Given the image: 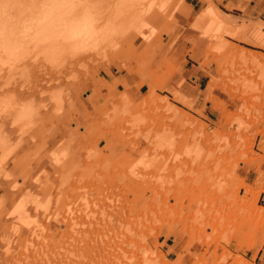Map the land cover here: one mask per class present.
Returning a JSON list of instances; mask_svg holds the SVG:
<instances>
[{"label": "rangeland", "instance_id": "1", "mask_svg": "<svg viewBox=\"0 0 264 264\" xmlns=\"http://www.w3.org/2000/svg\"><path fill=\"white\" fill-rule=\"evenodd\" d=\"M123 5L113 51L0 70L43 109L0 129V264H264V0Z\"/></svg>", "mask_w": 264, "mask_h": 264}, {"label": "clouds", "instance_id": "2", "mask_svg": "<svg viewBox=\"0 0 264 264\" xmlns=\"http://www.w3.org/2000/svg\"><path fill=\"white\" fill-rule=\"evenodd\" d=\"M123 0L104 20L101 0H0V70H14L36 57L53 71L79 57L115 49L117 38L139 29L125 18ZM0 83V126L35 127L42 118L40 102Z\"/></svg>", "mask_w": 264, "mask_h": 264}, {"label": "crops", "instance_id": "3", "mask_svg": "<svg viewBox=\"0 0 264 264\" xmlns=\"http://www.w3.org/2000/svg\"><path fill=\"white\" fill-rule=\"evenodd\" d=\"M153 57V55H152ZM194 69H183L182 75L192 77L190 82H192V85L196 87V89L201 90L204 89L207 86L208 83V76L207 74L199 70L198 66H194ZM188 73V74H187ZM109 78V80L107 79ZM107 78H105L106 83H110L111 87L116 92H123L125 91V85L130 84L131 79L130 76L127 75V73L117 72L116 70L113 71V74L109 75L107 74ZM144 85V84H143ZM138 86L137 92L142 94L144 86ZM148 91V90H147ZM146 91V92H147ZM210 115H213V113H209Z\"/></svg>", "mask_w": 264, "mask_h": 264}, {"label": "bare ground", "instance_id": "4", "mask_svg": "<svg viewBox=\"0 0 264 264\" xmlns=\"http://www.w3.org/2000/svg\"><path fill=\"white\" fill-rule=\"evenodd\" d=\"M225 24V23H224ZM224 27V26H223ZM242 50V49H241ZM241 52V51H240ZM248 54V53H247ZM44 70V69H43ZM40 71V70H39ZM57 73V72H56ZM67 76V75H66ZM35 77V76H34ZM49 77V76H48ZM38 78H39V75H38ZM37 78V79H38ZM34 80L36 79V78H33ZM40 79V78H39ZM43 80H44V78H43ZM36 82H37V80H35ZM19 83V82H18ZM35 83V82H34ZM38 83V82H37ZM36 83V84H37ZM39 85V84H38ZM37 85V86H38ZM40 86V85H39ZM27 87V86H26ZM36 89H38L37 87H35ZM35 88H33L34 89V91L36 90ZM13 89V88H12ZM39 89H41V88H39ZM38 89V90H39ZM32 90V89H31ZM42 90V89H41ZM40 90V91H41ZM29 91H30V89H29ZM33 91V90H32ZM29 92V95H26V96H30V93H33V92ZM43 91V90H42ZM17 92V91H16ZM23 92H24V90H23ZM27 92H28V90H27ZM20 94V93H19ZM26 94V93H25ZM34 94H35V92H34ZM21 96H22V94H20ZM19 95V96H20ZM24 95V94H23ZM125 95V94H124ZM25 97V96H24ZM157 99H158V97H157ZM162 100V99H161ZM160 100V101H161ZM166 102V101H165ZM166 105V104H165ZM163 109V108H162ZM161 110V109H160ZM168 110V109H167ZM170 110V109H169ZM174 110V109H173ZM166 111V110H165ZM168 112V111H167ZM174 112V111H173ZM163 113V112H162ZM176 114V113H175ZM178 115H180L181 116V114H179V113H177ZM182 119V118H181ZM159 122V121H158ZM185 122V121H184ZM182 124V123H181ZM186 124V123H185ZM183 125V124H182ZM185 126V125H184ZM3 126H0V129L2 128ZM159 128V127H158ZM164 127H162V129H163ZM167 128V127H166ZM5 129V127H3V130ZM165 129V128H164ZM159 130H161V129H159ZM160 132V131H159ZM156 132H154V134H155ZM153 134V133H152ZM157 134V133H156ZM157 137V136H156ZM153 145V144H152ZM99 204V203H98ZM108 208V207H107ZM110 210V209H109ZM102 212V211H101ZM108 212V211H107ZM110 213H112V212H110ZM97 214H99V212L97 213ZM87 216V215H86ZM90 216H92V215H90ZM94 216V215H93ZM105 216V215H104ZM103 216V217H104ZM111 216H112V214H111ZM107 217V216H106ZM88 218V217H87ZM86 218V219H87ZM93 217H91V219H92ZM96 218V217H95ZM85 219V218H84ZM111 219V218H110ZM90 221V220H89ZM98 222V221H97ZM91 224V223H90ZM105 224H107L106 222H105ZM73 226H74V224H72ZM84 225V224H83ZM91 225H93V223L91 224ZM94 225L96 226V222L94 221ZM87 226H88V222H87ZM106 226V225H105ZM93 226H91V228H92ZM84 228H85V226H84ZM87 229H88V227H86ZM89 228H90V225H89ZM107 229V228H106ZM118 229V228H117ZM95 230H96V228L94 229V232H95ZM103 231H104V229H102ZM113 230V229H112ZM68 232H69V230H68ZM87 232V231H86ZM107 232V231H106ZM112 232V231H111ZM110 232V234H111V237H113L112 235V233ZM82 233V232H81ZM105 233V232H104ZM115 233V232H114ZM65 234V233H64ZM106 234H109V232H107ZM63 235V234H62ZM117 235V234H116ZM67 236V235H66ZM82 236V235H81ZM90 236H93V234L91 235V231H90ZM108 236V235H107ZM106 236V237H107ZM120 236V235H119ZM101 237V236H100ZM105 237V236H104ZM109 237V236H108ZM92 238V237H91ZM90 238V239H91ZM94 238V237H93ZM102 238V237H101ZM76 239H77V236H76ZM79 239V238H78ZM78 239H77V241H78ZM97 239V238H96ZM100 239V238H99ZM66 240H68V239H66ZM101 240V239H100ZM68 241H70V239L68 240ZM94 241H95V239H94ZM71 242V241H70ZM79 242V241H78ZM88 242V241H87ZM97 242H98V240H97ZM100 242V241H99ZM98 242V244H100ZM102 242V241H101ZM108 242V241H107ZM106 242V243H107ZM82 243V242H81ZM89 243H91L90 241H89ZM93 243V242H92ZM95 243H96V241H95ZM76 244H77V242H76ZM97 244V243H96ZM104 244V243H103ZM109 244V243H108ZM131 244V243H130ZM129 243L127 244L128 246L130 245ZM90 245V244H89ZM93 245H94V243H93ZM101 245V244H100ZM111 245H114V244H112V241H111ZM118 245V244H117ZM97 246V245H96ZM91 247V246H90ZM98 247H99V245H98ZM106 247H109V246H106ZM118 247H119V245H118ZM120 247H123V246H121L120 245ZM130 247H131V245H130ZM110 248V247H109ZM94 249V248H93ZM96 249H98L97 247H96ZM115 249V253L117 252V248H114ZM124 249V248H123ZM23 251H24V249H23ZM119 251H120V249H119ZM122 251V250H121ZM94 253H95V251H94ZM109 253H110V249H109ZM120 253V252H119ZM124 252H122V254H123ZM118 254V253H117ZM121 255V254H120ZM129 255V254H128ZM91 256V255H90ZM95 256V255H94ZM109 256V255H108ZM113 256V255H112ZM122 256V255H121ZM93 257V256H92ZM102 257V256H101ZM132 257V256H131ZM15 258V257H14ZM103 258V257H102ZM123 258V257H122ZM21 259V258H20ZM62 261V260H61ZM109 261V260H108ZM124 261V260H123ZM63 263V262H62ZM61 263V264H62ZM4 264V263H3ZM23 264H24V261H23ZM115 264H117V263H115Z\"/></svg>", "mask_w": 264, "mask_h": 264}]
</instances>
